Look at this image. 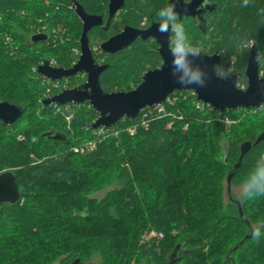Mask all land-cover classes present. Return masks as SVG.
I'll list each match as a JSON object with an SVG mask.
<instances>
[{
	"label": "trees",
	"instance_id": "obj_1",
	"mask_svg": "<svg viewBox=\"0 0 264 264\" xmlns=\"http://www.w3.org/2000/svg\"><path fill=\"white\" fill-rule=\"evenodd\" d=\"M72 1L108 16L109 0H0V98L24 107L16 122L0 123V170L16 174L21 192L18 202L0 203V264H88L93 254L100 256L95 264H169L177 244L172 264H264V196L247 199L242 192L233 195L237 201L228 195L224 202L241 144L254 143L264 131V105L218 111L205 102L198 106L193 90H176L168 96L172 102H164L166 113L148 117V126L140 114L99 135L102 127L90 126L99 112L89 102L44 104L52 95L44 96L50 79L34 70L45 60L73 65L82 23ZM214 1L203 27L191 16L179 22L194 25L186 33L193 46L219 52L220 70L228 64L247 86L253 44L264 72V0L247 6ZM167 6V0H127L124 15L91 30L89 38L95 33L105 41L145 17L159 21ZM32 24L48 39L34 43ZM59 26L71 41L54 44L52 28ZM149 43L139 39L119 52H102L116 58L101 75L105 91L131 90L144 72L161 65L157 42ZM49 131L66 138L54 139ZM91 140L93 150L75 151ZM260 166L264 141L244 155L232 183L243 184ZM116 183L102 198L95 196ZM252 229L260 230L259 239ZM151 230L163 237L142 241Z\"/></svg>",
	"mask_w": 264,
	"mask_h": 264
},
{
	"label": "water",
	"instance_id": "obj_2",
	"mask_svg": "<svg viewBox=\"0 0 264 264\" xmlns=\"http://www.w3.org/2000/svg\"><path fill=\"white\" fill-rule=\"evenodd\" d=\"M126 0H109L108 19L106 25L114 18L115 14L125 5ZM174 4L175 11L181 20L183 17H193L204 14L210 4L206 0H168L167 5ZM72 7L82 23L80 36V56L70 67L53 66L49 60L37 66V72L50 80L58 81L80 73H86L87 79L79 86L65 88L43 101L44 104H81L89 102L98 112L99 116L91 123L93 129L108 128L117 124L122 118H136L140 111L148 106L164 103L167 97L174 91L193 90L198 100L211 105L215 110L225 111L236 108H259L264 105V76L260 72L259 55L255 44L251 46L247 60L245 75L246 88L238 86L239 75L230 72L225 79H221L214 68L222 62L219 52L208 54L204 51L198 56L189 54L187 59L192 71L199 70L204 84H182L178 78L183 74L182 70L173 73V54L170 51L171 32L158 31L160 21L153 22L145 29L126 25L119 33L110 36L100 44V49L105 53H115L129 47L138 38L143 40L154 38L158 43V52L162 58L159 67L147 70L141 82L131 90H115L107 92L101 85V75L109 67L108 63H98L95 59L93 48L90 44L89 32L99 26H103L105 18L102 14L88 13L78 1H72ZM214 6H212L213 8ZM201 17V16H199ZM32 41L37 43L48 39L45 32L32 34ZM229 71V65H225V72ZM24 113L21 104L10 102L0 98V123L11 125ZM51 135V131L48 132ZM54 139H63L62 134L56 132L51 135ZM264 141V131L261 132L254 143L247 140L241 144V155L227 176V188L229 196L237 201L231 193V183L236 171L241 168L244 155L256 145ZM21 197L16 174L12 170L0 173V203H16ZM241 211V208H240ZM177 244L172 253V264L177 259Z\"/></svg>",
	"mask_w": 264,
	"mask_h": 264
},
{
	"label": "clouds",
	"instance_id": "obj_3",
	"mask_svg": "<svg viewBox=\"0 0 264 264\" xmlns=\"http://www.w3.org/2000/svg\"><path fill=\"white\" fill-rule=\"evenodd\" d=\"M250 0H243L245 6L249 4ZM160 18L158 31L161 33L171 32L170 36V51L173 54V73L182 70L183 74L179 76L178 80L182 84H198L203 85L204 80L199 70L192 71L189 67V61L187 59L189 54L198 56L202 48L200 46H193L190 42L184 25L178 20V13L175 11V5L170 4L165 8H162L158 14ZM214 68L221 79L227 78L231 69L226 73L220 70L219 65H215ZM243 196L247 199H252L256 196H264V166L255 168L245 181L242 186ZM252 235L254 239H259L261 232L259 229H252Z\"/></svg>",
	"mask_w": 264,
	"mask_h": 264
},
{
	"label": "rangeland",
	"instance_id": "obj_4",
	"mask_svg": "<svg viewBox=\"0 0 264 264\" xmlns=\"http://www.w3.org/2000/svg\"><path fill=\"white\" fill-rule=\"evenodd\" d=\"M70 7H71V5H70ZM125 12H126V10H123L121 12V16L124 15ZM186 25L187 26H185L184 28L186 30V33L190 35L191 32L194 31V25H192L191 23L190 24H186ZM29 27L35 33H37L38 31L41 30L40 26L36 25V24H32ZM45 28H43L44 31H45ZM51 35L53 37V40L55 41L54 44H56L59 41H62V42L63 41H71V39H72V37L70 35H68V32H67L66 28L62 27V26L52 28ZM79 40H80V37L76 38V42H78V44H80ZM102 42L103 41H101L100 38L95 33L90 35V44H91V46L93 48L95 57L99 58V62H101V63L102 62H110V61L115 60L116 59L115 57H107V55L106 56L103 55L104 53H102V51L100 49V44ZM149 45H151V47H154V41H151V43H149ZM72 51H73L72 52V56L75 57V61H74V63H75L79 59V56H80V53H81L80 52V45L79 46L74 45L72 47ZM209 54H213V53H209ZM258 55H259V53H258ZM234 60H235V58H234ZM49 61H50V63L53 66H58L59 65V64H56L55 62H53V60H49ZM34 70H37V67H35ZM261 73L264 76V72L262 71ZM143 74L141 75V79H142ZM86 79H87V74L86 73H80L77 76L75 75L73 77L65 78V79L58 80V81H51V80L50 81L49 80L46 81V80H44V83H46V84H44L45 87H46L44 96H47V95L50 96L51 94L54 95L56 93L61 92L65 88H71V87L79 86L80 84L84 83L86 81ZM118 90H121V89H118ZM69 118L72 119V113H71V116ZM5 170H7V169L0 170V173L2 171H5ZM225 183H226L225 185H227V182H225ZM117 185H119V184L116 183V184L112 185L111 187L103 189V190L95 193V196L100 199V198H102L105 195V193H106V191L108 189L113 188L114 186H117ZM241 186H242V184H239V183H231V193H232V195H234L235 197L236 196H240L242 194ZM228 195H229V192H228V188L226 186L225 190H224V202L225 203H228V201H229ZM145 234H147V233H145ZM145 234L143 235V238H142L143 240L142 241H146V240L151 239V238L147 239L145 237L146 236ZM98 261H100V256L98 254H93L91 256V258L88 259V264H95ZM142 264H146V263L142 262Z\"/></svg>",
	"mask_w": 264,
	"mask_h": 264
},
{
	"label": "built area",
	"instance_id": "obj_5",
	"mask_svg": "<svg viewBox=\"0 0 264 264\" xmlns=\"http://www.w3.org/2000/svg\"><path fill=\"white\" fill-rule=\"evenodd\" d=\"M262 74V73H261ZM238 86L240 88H246V86L244 84H240L238 82ZM194 94H196L195 92H193ZM168 101L172 102L171 98H167ZM201 104H204V102L202 101H198L197 105L198 106H201ZM167 111L166 109V106L164 103H161V104H157V105H154V106H148L144 109H142L139 113V115L141 114V122L143 124V126H148V122H149V119H147L148 117L152 116V115H155V114H165ZM67 120L70 121V118L69 116H67ZM104 127L101 128L100 131H98V134L101 135V134H104ZM136 130V127H130L129 128V132L131 134H134ZM96 147V141L94 140H91L89 142H87L84 146H76L74 147L75 151H79V152H84L86 150H93L94 148ZM146 238L149 239V238H158V239H161L163 237V233L162 232H157L155 230H151L149 232H147V234H145Z\"/></svg>",
	"mask_w": 264,
	"mask_h": 264
},
{
	"label": "flooded vegetation",
	"instance_id": "obj_6",
	"mask_svg": "<svg viewBox=\"0 0 264 264\" xmlns=\"http://www.w3.org/2000/svg\"><path fill=\"white\" fill-rule=\"evenodd\" d=\"M127 1V0H126ZM186 1H189V0H186ZM167 2H168V0H167ZM206 3H208V4H210L209 5V7H207V10L205 11V13L204 14H201V15H198V16H196V18H193V19H195V20H197V24H198V26H200V27H203L204 25H205V23H206V20H205V16L209 13V12H212L215 8H216V3H215V1L214 0H206ZM125 4H126V2H125ZM212 6H214L213 8H212ZM124 7H125V5L115 14V16H114V18L112 19V20H114V19H116L119 15H121V12L124 10ZM199 16H201V17H199ZM184 18V17H183ZM107 19H108V16L107 17H105V23H104V25L103 26H101V27H105L106 26V22H107ZM178 20H180L179 19V17H178ZM160 21V20H159ZM153 22H156L155 20H149V18L148 17H145L144 18V20L141 22V24L140 25H133V24H124L121 28H120V30L117 32V33H119L126 25H130V26H133V27H140V28H142V29H145V28H147L148 26H150ZM95 28H97V27H95ZM95 28H93V29H95ZM92 29V30H93ZM116 33V34H117ZM115 35V34H114ZM172 35V34H171ZM139 39H141V38H138L137 39V41L139 40ZM143 40V39H142ZM147 40H151V41H155L156 42V40L154 39V38H151V39H147ZM136 42V41H135ZM134 42V43H135ZM133 44V43H132ZM131 44V45H132ZM158 44V43H157ZM130 45V46H131ZM158 47H159V45L157 46V50H158ZM128 48V47H127ZM126 49V48H125ZM124 50V49H123ZM121 51V50H120ZM94 52V51H93ZM119 52V51H118ZM105 53V52H104ZM98 63H101V62H98ZM103 64L104 63H107V62H102Z\"/></svg>",
	"mask_w": 264,
	"mask_h": 264
},
{
	"label": "bare ground",
	"instance_id": "obj_7",
	"mask_svg": "<svg viewBox=\"0 0 264 264\" xmlns=\"http://www.w3.org/2000/svg\"><path fill=\"white\" fill-rule=\"evenodd\" d=\"M73 8V7H72ZM73 77V76H72ZM52 81H54V80H52ZM72 88V87H71ZM168 98V97H167Z\"/></svg>",
	"mask_w": 264,
	"mask_h": 264
}]
</instances>
